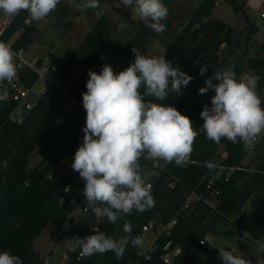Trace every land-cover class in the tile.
Instances as JSON below:
<instances>
[{
	"label": "trees",
	"instance_id": "16d2710c",
	"mask_svg": "<svg viewBox=\"0 0 264 264\" xmlns=\"http://www.w3.org/2000/svg\"><path fill=\"white\" fill-rule=\"evenodd\" d=\"M217 1L202 0L189 22L169 36L165 49L159 55H164L173 67H179L193 77L186 87H182L181 94L170 93L163 102L188 116L199 133L190 162L186 167H177L173 162L164 168H155L158 174L151 188L155 206L143 213L134 211L131 215H122L115 224L105 221L100 231L114 237L123 235L124 223L130 222L132 235L137 236L142 226L153 220L163 224L175 220V223L168 234L157 237L149 259L140 255L131 244L120 260L110 251L81 257L80 248L76 245L73 250L67 251L69 260L66 264H169L164 262L163 256L176 248L180 252L170 264H196L202 250L200 240L209 230L203 222H232L237 215L234 228L247 232L255 240L263 237L264 167L249 173L243 166L247 155L243 143L233 144L222 139L217 145L206 138L202 129L200 113L205 105L211 107V97L215 93L209 90L207 94L200 95L198 90L215 70L220 60L221 46L230 45L236 38L231 25L222 19L209 20ZM226 1L248 25L245 38L248 41L257 31L254 20L247 16L239 0ZM168 2L163 0L165 5ZM103 3L104 0H100V8L96 10L98 13H101ZM24 17V13L16 17L8 34L4 36L5 40L21 25ZM29 29L31 25L26 26L24 33L13 45L15 50H24L33 42ZM134 29L135 34L131 40L122 45L112 37L107 16L101 14L78 49L58 72L56 80L60 86L51 85L38 105L23 114L21 122L11 117L16 106L14 100L8 97L6 102H0V251L12 252L20 257L23 264H44L45 258H48L34 247V242L48 224L61 229L65 224L74 222L77 202H72L64 194V188L75 171L71 169L60 182L49 177L64 155L74 158V148L83 135L82 129L86 122L84 108L77 107L70 113H65V110L73 98L80 99L82 93L87 91L89 70L100 73L103 65L109 64L114 71H122L134 62L135 53L132 48L139 49L142 54L150 38L156 35L143 21L135 24ZM201 65L209 66L203 76L199 74ZM66 68L69 69L63 75ZM233 70L237 78L245 70L259 77L257 92L261 96L264 89V61L259 56L248 57L242 53L235 59ZM20 76L28 86L38 77L28 67ZM260 140L255 148H258ZM39 147L43 160L32 167V153ZM221 148H224L226 157L218 164L225 169L216 176V168L209 169L205 162L213 164ZM147 161L141 159V169ZM211 179L213 182L208 186ZM191 192H195L199 198L194 201L191 209H184ZM255 192L259 193L255 211L241 213ZM92 234L94 232L86 223L73 233L72 238L75 241L76 237L83 239Z\"/></svg>",
	"mask_w": 264,
	"mask_h": 264
},
{
	"label": "clouds",
	"instance_id": "9594fccd",
	"mask_svg": "<svg viewBox=\"0 0 264 264\" xmlns=\"http://www.w3.org/2000/svg\"><path fill=\"white\" fill-rule=\"evenodd\" d=\"M61 0H0V12L16 17L27 12L32 21L40 22L50 16ZM115 2V0H114ZM116 8H128L146 27L157 34L166 30L162 23L169 14L163 0H120ZM100 0H86L83 10H97ZM128 27L125 22L118 30ZM134 62L116 72L109 64L102 71H88L87 91L82 93L86 111L83 142L74 153L71 168L85 182L83 196L86 209H91L97 221L115 224L122 216L146 212L155 206L142 173L141 159L153 162V167L164 168L173 162L186 167L194 151L198 132L191 119L174 106L163 103L170 93L181 94L193 79L173 67L164 55L153 57L141 54L135 47ZM16 53L0 41V86L12 84L18 75ZM201 65L200 75L208 70ZM259 77L237 78L231 67L218 69L199 88L200 95L214 91L211 107L205 105L200 113L202 129L209 141L219 145L222 139L233 144L243 143L253 149L264 134V100L257 92ZM213 80L218 83H213ZM149 98L146 100L145 98ZM8 100L7 90H0V102ZM154 101H159L154 102ZM209 169L214 165L205 162ZM94 234L75 238L81 257L112 252L117 260L129 246L143 247L144 238L132 235V225L125 222L123 235L111 236L92 228ZM203 243V242H201ZM223 264H252L243 255L218 248ZM0 264H23L20 257L0 251ZM44 264H49L45 258Z\"/></svg>",
	"mask_w": 264,
	"mask_h": 264
},
{
	"label": "rangeland",
	"instance_id": "374dc122",
	"mask_svg": "<svg viewBox=\"0 0 264 264\" xmlns=\"http://www.w3.org/2000/svg\"><path fill=\"white\" fill-rule=\"evenodd\" d=\"M201 1L202 0H169V2L165 5L169 9V14L167 19L162 22L166 25V30L160 34L156 33L153 38H150L142 54L158 57L165 49V45L169 36L174 31L179 30L189 22ZM223 1L226 3L225 5H227L228 9H225L224 11L221 10L222 14L226 16V20L233 21L234 25L228 23L225 20L223 21L231 25L236 32L235 40L230 45L224 44L225 46L219 50L223 69L228 67L233 69L235 59L242 53L248 57H254L257 55L264 61V48H261V46H264V44L261 45L258 43L259 45H257L253 37L258 31V27H256V33L251 36L248 41H245L246 34L248 33V25L245 23L241 15L235 13L232 6L226 0ZM85 2L86 0H61L56 10L50 16L40 22L33 21L31 29H29V34L33 38V42L28 44L24 49V55L28 59H33L32 57H34L50 63L58 62L60 71L65 65L66 61L69 59L70 55L78 49L89 31L92 30L94 24L101 14L107 16L112 37L116 39V41L120 42L122 45H125L131 40L135 34L134 25L141 20L128 8H116L115 2L118 3L120 0H115V2L114 0H104L101 13H98L96 10H83V5ZM239 2L243 3L244 6V0H239ZM221 7L222 6H220V9H222ZM220 9L216 11L213 10L209 20L221 19L215 18L217 14H213V12L219 13ZM11 18L12 17L5 16L2 12H0V41L8 43L10 47L14 49L13 45L24 32H19L18 27L14 30L9 39H4V36L8 34L15 21L14 19L8 25V27L4 28L6 23ZM122 21L125 22L128 27L121 31L118 30V25ZM68 69L69 68H66L64 70L63 75ZM213 83L215 84L217 81L213 80ZM53 85L58 87L60 86L56 79ZM205 86L206 85L204 82L201 87ZM77 107H83L82 98H73L72 102L67 106L65 113H70L71 110ZM14 119H16V117H14ZM83 135L78 139L74 151H76L82 144ZM260 139V143L257 145L258 148L254 147L251 150L246 149L247 155L243 161V166L249 173L261 169L260 167H264V134L261 135ZM225 157L226 153L224 148H221L214 158L213 165L221 166L218 164V162L222 161ZM42 160L43 157L41 148H36L32 153L30 166L35 167L39 165ZM62 161L63 162L60 164V169L58 168L59 172H65L69 165V160L65 156L62 158ZM216 170V175L219 176L222 173L223 168H216ZM147 172L153 173L154 177L158 174V171L155 170V167H153V162L150 160H148L142 168L143 174ZM254 194L257 195L255 200L252 202L250 201L244 210L242 208L241 213H252L255 211V203L257 202L259 193L256 192ZM251 197L249 199H252ZM211 204H213V202H211ZM73 216V223H67L61 229L53 225L51 228L43 230L34 242L35 249L42 256L48 257L50 264L67 263V260H65L62 255L69 251V249L76 246V243L72 238L73 233L77 231L82 225L90 223L89 217L84 215L79 210L75 211ZM237 218L238 215L233 217L232 222L228 220H219L212 223L211 221L203 222L209 230L206 235L201 238V240L205 239L206 237L208 240L205 242V244H201L200 240L202 250L199 254L196 264H223L222 258L219 255V250L210 248L213 243L215 245L216 242L222 240H225V244L221 248L232 251L234 255H243L244 258L249 259L252 264H261L264 258V235L261 238L263 242L257 241L255 239L252 240V238L248 237L243 238L242 234L245 231L236 229L233 226V223H235ZM151 224L152 230L148 233V237L150 240L154 238L155 242L160 234H168L171 227V223L163 224L158 220L151 221ZM236 243L239 244L234 246ZM216 246L218 247V245Z\"/></svg>",
	"mask_w": 264,
	"mask_h": 264
},
{
	"label": "built area",
	"instance_id": "2783aa9c",
	"mask_svg": "<svg viewBox=\"0 0 264 264\" xmlns=\"http://www.w3.org/2000/svg\"><path fill=\"white\" fill-rule=\"evenodd\" d=\"M21 13H24L25 17L23 19V22L19 26L18 30L19 32H24L26 29V26L32 25L33 21L31 20L27 12H21ZM16 17L14 18L12 17L6 23L4 28L8 27V25L14 19H16ZM261 17L264 18V14H261ZM6 44L10 46L8 43ZM12 50L16 53L15 62H16L17 69H18L17 79L12 84H8L7 82H5L2 86H0V90L6 89L8 97L15 101L16 106H15V109L11 117L12 119L16 117V119L14 120L21 122L23 114L35 108L38 105V102L41 99V97L44 95V93L48 90V88L51 85L54 84L56 76L59 72V63L58 62L50 63L45 60H40L38 58L28 59L24 55L23 49L15 50L12 48ZM27 67L32 69L38 75L36 81L30 86L24 84L20 76V73H22L24 69ZM214 167L219 168V169H222V168L225 169L224 167L217 166V165H214ZM143 175L146 177L147 183H150L153 186V181H154L153 173L147 172ZM212 182H213V179L208 181V186H210ZM84 186H85V182L79 177V173L74 172L71 180L64 188V194L69 196L72 202L74 203L77 202L76 211L79 210L84 215L90 218V223H89L90 229L92 230V228L97 227L100 230L101 226L105 224L106 218H104V221H97L92 210L86 209V202L83 196ZM198 198L199 196L195 192H191L185 201L184 209H191L193 207L194 201H196ZM173 222H175V220H172L170 223L172 224ZM151 230H152L151 223H148L142 226V230L139 232L138 235L144 238V245L143 247H136L139 254L145 256L148 259L150 258V252L155 248V239L153 238L152 240H150V238L148 237V233L151 232ZM207 240H208L207 237L205 239H202L201 242L203 243L201 244H205ZM75 247L76 246H74L73 248L69 250L71 251ZM62 257L68 261L69 260L68 252H65L62 255ZM172 259H173L172 253H168L163 256V260L165 263L170 264L172 262Z\"/></svg>",
	"mask_w": 264,
	"mask_h": 264
},
{
	"label": "crops",
	"instance_id": "0c3cea01",
	"mask_svg": "<svg viewBox=\"0 0 264 264\" xmlns=\"http://www.w3.org/2000/svg\"><path fill=\"white\" fill-rule=\"evenodd\" d=\"M226 3L223 1V0H218L217 2H216V5H215V8L213 9L214 11H216V10H218V9H220V6H222L221 8L222 9H220V12L219 13H214L213 12V14H217V16L215 17V18H221L222 20H225V21H227L228 23H230V24H232V25H234V22L233 21H229V20H226V16H224L223 14H222V11H224L225 9H228V7H227V5H225ZM243 9H244V11H245V13L247 14V16L249 17V18H251V19H253L254 20V22H255V25H256V27H258V31H257V33L253 36L254 37V39H255V41H256V44L257 45H259L258 43H260L261 45H263L264 44V18H262L261 17V14H264V0H244V6H243ZM222 10V11H221ZM260 45V46H261ZM225 45L223 44L222 46H221V49L224 47ZM259 46V47H260ZM261 48H264V46H261ZM25 52V51H24ZM32 58H34V57H32ZM222 60H219V62L217 63V65H216V67H215V70H218V69H223V67H222ZM214 70V71H215ZM213 71V72H214ZM212 75H213V73H212ZM211 75V76H212ZM242 76L243 77H245V78H247V77H249V76H251V77H256V75L252 72V71H250V70H245L244 72H243V74H242ZM216 81V80H215ZM217 83H218V81H217ZM261 97H262V99L264 100V89L262 90V92H261ZM74 153H75V151H73ZM66 157V158H68V160H69V165H68V168H67V170L65 171V172H59L58 171V168L60 169V164L63 162L62 161V158L63 157ZM62 158H61V160L59 161V163L57 164V166H55V168L51 171V173H50V178L51 179H53L54 181H56V182H60L61 180H62V178L72 169L71 168V163L73 162V157L72 156H70V155H64ZM251 158V157H250ZM249 158V159H250ZM248 159V160H249ZM249 162V161H248ZM40 164V163H39ZM256 193V192H255ZM257 197V195L256 194H254L251 198L252 199H249L246 203H245V205H244V207H243V210L246 208V206L250 203V201L252 202L253 200H255V198ZM175 222H173L172 224H171V226H173V224H174ZM51 226H53V224H48L46 227H45V229L44 230H46L47 228H51ZM55 226V225H54ZM171 228V227H170ZM242 237L243 238H251L249 235H248V233L247 232H243V234H242ZM264 239V238H263ZM253 240V239H252ZM228 241V240H227ZM257 241H261V242H263L261 239H259V240H257ZM229 242V241H228ZM225 244V240H222V241H219V242H216V244L214 245V243H213V245L210 247L211 249H218V248H221L223 245ZM237 244H239V243H236V244H234V246H236ZM216 245H218V247L216 246ZM34 246H35V243H34ZM219 250V249H218ZM180 252V249H178V248H176L175 249V251L174 252H172V258L173 257H175L178 253ZM261 264H264V258H263V260H262V262H261Z\"/></svg>",
	"mask_w": 264,
	"mask_h": 264
}]
</instances>
